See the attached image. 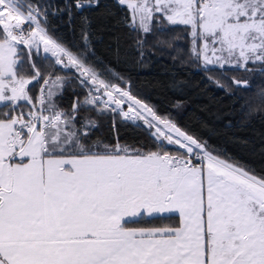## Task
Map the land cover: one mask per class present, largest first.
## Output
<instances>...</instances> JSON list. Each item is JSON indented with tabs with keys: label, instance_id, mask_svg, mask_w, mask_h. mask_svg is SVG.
<instances>
[{
	"label": "snow or ice",
	"instance_id": "snow-or-ice-1",
	"mask_svg": "<svg viewBox=\"0 0 264 264\" xmlns=\"http://www.w3.org/2000/svg\"><path fill=\"white\" fill-rule=\"evenodd\" d=\"M117 2L131 10L132 31L150 34L153 22L187 27L190 52L205 67L264 65V0ZM73 6L81 12L100 0H65L64 7L0 0V264H264V174L214 155L221 150L209 151L158 115L123 76L107 65L97 70L103 62L90 59L87 16L83 48L53 39L49 16L67 14L71 27ZM143 43L136 42L138 51ZM41 48L88 91L83 100L74 97L71 111L55 101L70 78L50 83L33 58ZM41 80L34 98L29 85ZM80 108L145 128L157 150L121 145L118 137L112 145L91 142L86 129L99 125L79 117ZM175 213L177 227L126 226L144 214Z\"/></svg>",
	"mask_w": 264,
	"mask_h": 264
},
{
	"label": "trees",
	"instance_id": "trees-1",
	"mask_svg": "<svg viewBox=\"0 0 264 264\" xmlns=\"http://www.w3.org/2000/svg\"><path fill=\"white\" fill-rule=\"evenodd\" d=\"M36 1L38 4L51 3L57 7L65 5V0ZM68 2L74 5L75 0ZM72 12L71 27L68 24L67 14L49 16L52 27L49 34L52 37L73 51H75L74 45L83 48L82 32L85 30L81 17L87 16L91 21L87 34L95 52V56H90V59L96 61L99 57L103 62L96 64L97 70L103 69L105 65L109 66L128 80L132 92L154 106L157 114L169 117L188 133L197 137L200 142H207L206 147L210 151L220 149L221 151H213V153L239 166L250 167L258 174H264V97L261 96V93H264V73H261V77L254 80L251 85L242 86L243 89H248L244 90L247 94L236 89L225 91L226 88L218 86L209 79L208 69L196 67L190 61V40L187 32L184 35L185 44L174 41L171 54L155 43L154 40L159 37L161 27L171 32L182 29L181 25L169 27L167 23L158 25L153 22L150 34L145 35L139 30L132 31L126 26V23H132L131 10L127 5H119L117 0H100L99 7L85 8L81 12H77L73 6ZM138 40L144 41L140 51L136 47ZM174 47L183 48V54H186L185 61H179L172 55L175 54ZM141 52L143 59L140 58ZM33 58L45 77L54 73L70 78V83L63 89V95L55 97V101L62 108L71 111L74 97L77 101L83 100L85 90L77 82L74 71L53 64L49 54L41 53L39 57ZM28 75L30 77V73ZM101 77L105 80L111 79L108 76ZM177 81L184 83L173 87L172 85ZM111 82L122 84L118 79H112ZM40 84H36L35 87L29 85L30 95L34 98ZM258 87L261 90H258L260 95L257 96ZM54 90L56 91V88ZM176 102H179V107L174 106ZM4 110V106L0 104V112ZM78 116L95 121L99 125L95 129H86L90 131L91 142L100 141L112 145L116 143L118 137L119 142L144 150H157L156 142L148 131L143 127H135L131 121L121 122L120 117L98 115L94 108H80ZM113 119H115V128ZM77 126L80 127L79 121ZM162 150L172 154L181 151L177 146H166ZM179 223L180 216L175 213L155 216L144 214L132 218L127 224L175 226Z\"/></svg>",
	"mask_w": 264,
	"mask_h": 264
},
{
	"label": "rangeland",
	"instance_id": "rangeland-1",
	"mask_svg": "<svg viewBox=\"0 0 264 264\" xmlns=\"http://www.w3.org/2000/svg\"><path fill=\"white\" fill-rule=\"evenodd\" d=\"M21 3H24V4H29L31 5L32 7H36L38 5L37 1H33V0H21ZM22 11H26L24 8L21 9ZM164 23H167V22H164ZM163 23V24H164ZM137 26H139V20H138V17H137ZM140 31V30H139ZM141 32V31H140ZM188 33V29L187 27L185 26H182V29H176L174 31H160L159 33V37H157L154 41L155 43L161 45V47L164 48V50L168 53L171 54V49H172V46H173V43L177 41H180L182 43L185 44V39H184V35L185 33ZM50 35V34H49ZM51 36V35H50ZM52 37V36H51ZM186 37V36H185ZM53 39H55L54 37H52ZM175 41V42H174ZM58 43H60L59 41H57ZM191 43V41H190ZM167 47V48H166ZM190 50V48H189ZM184 50L182 47H174L173 48V53L175 54H172L174 55V57H176L179 61H185L186 60V54H183ZM41 53L42 52V48H41ZM44 54V53H43ZM44 55H48V54H44ZM191 56V59L190 61L193 62V64L196 66V67H200V68H203V69H208L209 72L207 73L208 77L211 78V80L215 83V84H218V85H222L224 88L228 89V90H238L240 92H244L247 94V91H244V90H248V89H243V87H237L234 83H233V80L239 82L241 85L243 84H247L248 86L251 85L253 83L254 80H257L261 77V73H264V72H260L258 71V69H260L261 67H264V65H260V64H248L246 67L249 69V71H244V70H240L238 68H235V67H226L223 71H221L220 69H216L217 67H212V66H209V67H205L203 66V60H202V57L197 60L195 59L191 52L189 54ZM49 56L51 57V54L49 53ZM53 59V64H55V58H52ZM210 68V69H209ZM70 70V69H69ZM211 70V71H210ZM75 73V72H74ZM61 77V78H64L62 76H60L59 74L55 75L54 73H51L50 75H47L46 78L49 79L50 83L51 81L54 80L55 77ZM101 79H104L103 77H101ZM105 80V79H104ZM107 81V80H106ZM112 83H115V84H118L121 88H124L125 85L124 84H120V83H117V82H112ZM42 84H43V81H42ZM39 86L38 88V92L40 90V87L41 85ZM52 88H53V91H55V85L53 84L52 85ZM263 89V88H262ZM85 90V95L82 97V99H84L87 95H88V91L84 88ZM131 90V88H130ZM258 90H261V88L258 87V89H256V92H257V96L260 95V93L258 92ZM132 92V90H131ZM263 92V91H262ZM133 95H135L133 92H132ZM138 99H141L139 97H137ZM144 103H146L143 99H141ZM259 100V99H258ZM57 103V102H56ZM58 104V103H57ZM148 104V103H146ZM150 107L151 105L148 104ZM59 108L60 109H63L65 110L64 108H62L59 104H58ZM66 111V110H65ZM159 115V114H158ZM161 116V115H160ZM161 117H165V116H161ZM168 119H170L169 117H167ZM137 123H142V122H137ZM78 127V126H77ZM100 142V141H99ZM102 144H105L103 142H100ZM179 147V146H177ZM209 150V149H208ZM153 151H156V150H153ZM183 150L181 149V151H178L176 152L175 154H180ZM210 151V150H209ZM214 155H218V154H215L213 153ZM221 159H225L224 157L218 155ZM228 160V159H226ZM228 162L230 163H233L232 161L228 160ZM239 166V165H237Z\"/></svg>",
	"mask_w": 264,
	"mask_h": 264
},
{
	"label": "crops",
	"instance_id": "crops-1",
	"mask_svg": "<svg viewBox=\"0 0 264 264\" xmlns=\"http://www.w3.org/2000/svg\"><path fill=\"white\" fill-rule=\"evenodd\" d=\"M120 144L121 145H125V143L124 142H120ZM129 145V144H128ZM131 146H133V145H131ZM133 147H136V148H138L137 146H133ZM145 151H147V150H145ZM153 151V150H152ZM178 214V213H177ZM126 219H128V218H126ZM126 226L127 227H134V228H141V227H143V228H151V227H177V226H179V224L178 225H175V226H172V225H164V226H151V225H142V226H131V225H128V224H126Z\"/></svg>",
	"mask_w": 264,
	"mask_h": 264
},
{
	"label": "water",
	"instance_id": "water-1",
	"mask_svg": "<svg viewBox=\"0 0 264 264\" xmlns=\"http://www.w3.org/2000/svg\"><path fill=\"white\" fill-rule=\"evenodd\" d=\"M176 124H177V123H176ZM177 126L180 127L182 131H185L187 134L192 135L195 139H197V140L199 141V139H198L197 137H195L193 134L188 133V132H187L185 129H183L180 125L177 124Z\"/></svg>",
	"mask_w": 264,
	"mask_h": 264
}]
</instances>
